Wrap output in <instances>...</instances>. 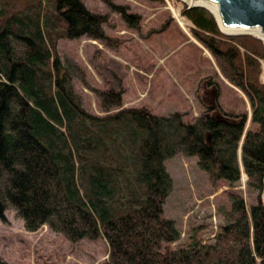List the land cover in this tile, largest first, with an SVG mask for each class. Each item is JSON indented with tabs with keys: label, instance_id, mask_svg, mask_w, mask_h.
<instances>
[{
	"label": "trees",
	"instance_id": "1",
	"mask_svg": "<svg viewBox=\"0 0 264 264\" xmlns=\"http://www.w3.org/2000/svg\"><path fill=\"white\" fill-rule=\"evenodd\" d=\"M119 10L138 26L139 16ZM181 14L248 97L246 133L248 110L188 121L125 107L121 86L100 91L103 113L90 111L58 43L107 37L108 16L83 0H0V220L9 203L28 232L48 225L72 242L101 237L105 264H264V41L223 33L204 7L184 3ZM179 152L228 187L218 207L225 225L212 242L193 227L175 246L181 233L165 217L173 188L165 163ZM241 166L255 195L249 210L237 188Z\"/></svg>",
	"mask_w": 264,
	"mask_h": 264
},
{
	"label": "rangeland",
	"instance_id": "2",
	"mask_svg": "<svg viewBox=\"0 0 264 264\" xmlns=\"http://www.w3.org/2000/svg\"><path fill=\"white\" fill-rule=\"evenodd\" d=\"M83 2L90 10L108 16L103 24L107 37L62 38L58 52L68 67L71 84L81 94L87 109L103 113L100 91L121 86L125 107L147 106L163 116L180 112L188 121L203 114L218 117L248 110L246 129L250 127L252 107L248 97L224 76L216 58L195 37L193 24L181 14L182 0ZM120 6L139 16L134 17L138 26L126 20ZM175 10L184 19L185 27L176 18ZM187 37L199 44V50L195 47L196 53L194 46L185 44ZM189 63L199 65L198 76L186 73ZM262 68L264 81V62ZM182 84L193 91L194 96L188 97V102L177 96ZM165 165L173 179V188L165 203V217L174 220L181 233L175 246L188 240L193 227H202L204 240L212 242L220 227L225 225L218 207L225 202L228 187L215 186L198 165V160L181 152L168 159ZM247 183L248 177L241 166L237 188L249 210L253 194ZM108 252V244L101 237L72 242L48 225L37 232H28L9 203L4 219L0 220V258L8 264H105Z\"/></svg>",
	"mask_w": 264,
	"mask_h": 264
},
{
	"label": "water",
	"instance_id": "3",
	"mask_svg": "<svg viewBox=\"0 0 264 264\" xmlns=\"http://www.w3.org/2000/svg\"><path fill=\"white\" fill-rule=\"evenodd\" d=\"M182 1L188 7L209 9L215 15L221 31L227 35L248 34L264 41V0Z\"/></svg>",
	"mask_w": 264,
	"mask_h": 264
},
{
	"label": "crops",
	"instance_id": "4",
	"mask_svg": "<svg viewBox=\"0 0 264 264\" xmlns=\"http://www.w3.org/2000/svg\"><path fill=\"white\" fill-rule=\"evenodd\" d=\"M187 44L188 46H194V51L195 53L197 52L195 47L199 50L198 46L199 45L198 43H196L195 41H192V39H188L187 37ZM188 68H186V73H188L189 71V74L190 72L193 73L195 76L200 73H198V69H199V65L198 64H195V63H189L187 65ZM195 76H193V78H195ZM184 85V86H183ZM209 88V87H206V89ZM159 94V93H158ZM180 95V96H179ZM193 95V91L188 89V87L185 86V84H182L180 85V87L177 89V96L180 97L181 99H183L184 101H189L188 97L192 96ZM194 96V95H193ZM186 99V100H185ZM187 101V102H188Z\"/></svg>",
	"mask_w": 264,
	"mask_h": 264
},
{
	"label": "bare ground",
	"instance_id": "5",
	"mask_svg": "<svg viewBox=\"0 0 264 264\" xmlns=\"http://www.w3.org/2000/svg\"><path fill=\"white\" fill-rule=\"evenodd\" d=\"M175 16H177L176 18H178V20H179V22H180V24L183 26V27H185V21H184V19H182L180 16H179V13L175 10ZM181 26V27H182ZM182 27V28H183Z\"/></svg>",
	"mask_w": 264,
	"mask_h": 264
}]
</instances>
